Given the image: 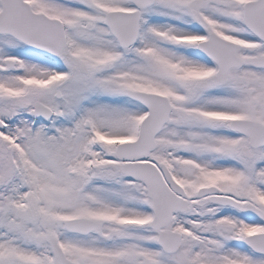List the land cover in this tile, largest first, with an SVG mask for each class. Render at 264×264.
<instances>
[{
  "label": "snow or ice",
  "instance_id": "6c2138e0",
  "mask_svg": "<svg viewBox=\"0 0 264 264\" xmlns=\"http://www.w3.org/2000/svg\"><path fill=\"white\" fill-rule=\"evenodd\" d=\"M0 264H264V0H0Z\"/></svg>",
  "mask_w": 264,
  "mask_h": 264
}]
</instances>
